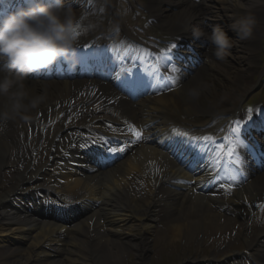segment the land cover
I'll list each match as a JSON object with an SVG mask.
<instances>
[{
	"label": "bare ground",
	"instance_id": "1",
	"mask_svg": "<svg viewBox=\"0 0 264 264\" xmlns=\"http://www.w3.org/2000/svg\"><path fill=\"white\" fill-rule=\"evenodd\" d=\"M76 1L65 0L63 6L78 12ZM115 1L93 10V17L115 16ZM170 6L175 11H169ZM145 7L173 38L191 45V28L211 33L212 26L205 24L209 20L226 27L223 30L233 46L223 60L212 55L210 43L187 47H194V56L203 59L200 68L179 65V71H194L178 77L168 92L138 101L117 92L112 82L87 76L81 69L69 68L68 79L27 78L30 94L43 92L47 99L25 114L28 120L0 119V172L21 166L9 186L0 183V264H117L133 250L138 264H146L148 246L157 238L170 244L178 239L212 242L211 253L182 264H222L237 255V264H264V171L250 174L248 165H243L250 163L246 151L256 148L237 143L243 150L236 152L246 178L235 183L230 193L208 181L210 172L215 175L223 165L220 147L230 144L224 132L232 129L230 120L236 118L237 108L240 114L241 99L257 81L251 77L256 75L255 56L264 30V0H239L238 4L236 0H148ZM248 14L256 20L253 34L238 40L229 25ZM88 28L91 33L95 26ZM129 40L147 46L141 35ZM243 57L247 65L240 67ZM190 88L199 90L197 98L188 95ZM4 103L0 98V108ZM223 116L226 122L204 136L211 144L219 143L215 161L206 160L201 170L189 175L157 140L140 141L124 160L108 166L102 165V151L94 153L90 147L93 140L102 138L108 121L142 124L144 135L163 140L171 126L187 122L201 129ZM50 123L54 132L43 140L42 128ZM256 129L249 126L244 131ZM62 131L63 148L57 151L55 142ZM257 131L263 135L264 127ZM30 132L36 137L30 139ZM258 141L263 142V137ZM41 147L46 160L28 164L26 159L35 152L38 158ZM258 156L263 159L264 153L252 157ZM26 185L32 189L24 192ZM229 235L231 243L244 241L248 252L235 254L230 246L218 252ZM220 252L223 259L218 257Z\"/></svg>",
	"mask_w": 264,
	"mask_h": 264
},
{
	"label": "clouds",
	"instance_id": "2",
	"mask_svg": "<svg viewBox=\"0 0 264 264\" xmlns=\"http://www.w3.org/2000/svg\"><path fill=\"white\" fill-rule=\"evenodd\" d=\"M255 24L254 16L248 14L235 19L229 29L236 39L246 40L252 36ZM80 35L77 12L64 8L63 0H27L26 6L0 17V59L4 61L0 64V98L5 101L0 119H29L25 114L37 109L47 97L43 92L30 94L27 78L60 61L74 66ZM191 35L194 40L213 45L212 55L217 60H223L233 46V39L219 25L213 26L210 34L193 27ZM199 94L197 88L188 90L193 99Z\"/></svg>",
	"mask_w": 264,
	"mask_h": 264
},
{
	"label": "rangeland",
	"instance_id": "3",
	"mask_svg": "<svg viewBox=\"0 0 264 264\" xmlns=\"http://www.w3.org/2000/svg\"><path fill=\"white\" fill-rule=\"evenodd\" d=\"M245 60V58H244ZM243 66L246 65V63L242 64ZM263 67L262 70H264V62H263ZM259 89L256 87L254 88L249 95L246 97V99L244 100V103L247 104H254L255 100H257V98L259 97V93H258ZM256 94L252 100L251 97ZM3 180H7L9 181V179L7 178V173L4 170L2 172V178ZM55 178H52V181ZM12 181V178L10 179ZM231 239L232 235H229L227 239L224 240V243H221L218 247V252L225 250V248H228L231 244L232 246L229 247V249H234L233 247V243H231ZM158 245V250L153 252L152 249L150 248V252L146 257V264H182L184 262V258L188 259L190 257H194L196 259H199V257L202 254H205L207 251H210L213 249L212 244H201V243H185L184 241H182V244H180V242H177L175 244H170L169 242L165 241V240H161V238H157L156 243L154 244V246L156 247ZM151 247V245H150ZM242 248H244L243 242L238 241V244L235 245V251L238 252V250H241ZM208 253V252H207ZM130 252L126 255V257L123 259V263L129 261V257H131L132 259V264H134L133 262V258L134 256L131 255ZM121 260V259H120ZM131 262V261H130ZM199 264H204V263H199Z\"/></svg>",
	"mask_w": 264,
	"mask_h": 264
},
{
	"label": "snow or ice",
	"instance_id": "4",
	"mask_svg": "<svg viewBox=\"0 0 264 264\" xmlns=\"http://www.w3.org/2000/svg\"><path fill=\"white\" fill-rule=\"evenodd\" d=\"M171 71H175V69L173 68V69H171ZM175 82L176 81L173 78L171 83L175 84ZM251 111L252 110L249 109V117L251 115ZM236 123H237V127L231 129V131H232L233 134H235L237 136V142L238 143H242V141L238 140L240 122L237 121ZM130 131H131V134L136 138L137 141L142 138V132L140 130H137L135 127L130 126ZM192 139H194V138H192ZM204 141L205 142H209L210 138L205 137ZM111 150L114 151V152L117 151V149H111ZM119 150L122 151L123 149H119ZM220 152L221 153L225 152V147L224 146L220 147ZM226 155L231 160V162L234 163L237 167H239L242 164V161H241L239 155L236 152V146H233L231 143L229 144V146H227ZM232 180L233 181L235 180V176L232 177ZM221 187L224 188L225 192L230 193L232 191L233 187H234V184H232V183H228V184L221 183ZM262 207H264V206H262Z\"/></svg>",
	"mask_w": 264,
	"mask_h": 264
}]
</instances>
